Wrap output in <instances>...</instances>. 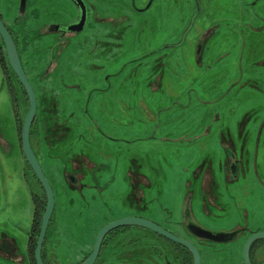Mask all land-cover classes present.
<instances>
[{"label": "rangeland", "instance_id": "1", "mask_svg": "<svg viewBox=\"0 0 264 264\" xmlns=\"http://www.w3.org/2000/svg\"><path fill=\"white\" fill-rule=\"evenodd\" d=\"M100 28L39 39L53 47H17L37 101L30 144L55 199L46 257L79 263L100 227L92 217L96 207L105 217L114 211L110 220L125 209L169 231L182 224L185 206L209 231L264 228V0H156L147 12ZM200 40L204 51L222 49L211 53L218 78L213 69L202 76L196 62L171 49L189 50ZM153 67L162 79L157 90L146 80ZM18 103L15 111L0 70V238L14 237L26 253L32 198L41 189L20 149L27 108L19 97ZM53 123L66 127L63 140L50 131ZM227 153L239 161L236 180L222 176L221 159L226 169L233 162ZM76 154L96 165L81 193L63 173ZM234 244L229 256L221 251L231 264L239 261ZM0 264L27 261L0 257Z\"/></svg>", "mask_w": 264, "mask_h": 264}, {"label": "flooded vegetation", "instance_id": "2", "mask_svg": "<svg viewBox=\"0 0 264 264\" xmlns=\"http://www.w3.org/2000/svg\"><path fill=\"white\" fill-rule=\"evenodd\" d=\"M155 2L156 0H77V1L76 0H0V22L3 24L4 28L11 36L16 49L17 47H23V49L25 47L24 51H26V47H53L54 44L52 43L51 44L47 43L45 45H42V40L39 39L45 35H52V37L53 38L55 37V39L57 37L60 39L64 37L70 38L80 34L94 35L95 33L99 32V30L103 29L100 28L101 26H103V24L114 23V21L117 24L123 22L125 23L126 21H128V19L132 14L133 15L142 14L150 10V8L155 4ZM83 16H84V20H82ZM81 20L83 21V25L80 30L79 24ZM69 28H72L73 30L68 31ZM31 38L33 39L32 41ZM34 38L35 39L38 38V40L34 42ZM203 40H200L199 42L197 41L195 47L193 48L189 47V50H186V48L175 50L176 48L174 49L173 47H171V49H173V53L181 54L183 60L184 58H186L188 60L187 62L189 63L196 62L197 66L202 68V71L200 73L202 76L210 75L208 73L213 69V72L211 73L214 74L216 78H218L221 72L217 70L216 68L217 64L215 65L212 63L211 53L212 54H216V52L219 53L222 51V49H215L214 47L213 48L208 47L207 51H204V45H201V42H203ZM17 52L22 65V60L18 49ZM224 55L222 53L217 58H214L215 63L219 59H221ZM2 66L8 68V70L6 72L5 70L3 71ZM157 66H160V64H158ZM153 68H154L153 72L150 69L148 70V73L146 75V80L148 81L150 80L151 82L149 86L151 88L154 87V89L157 90L158 88H160L162 84V79L160 77V74L154 75L155 72L159 71L158 68L157 67H153ZM0 70L4 79L6 90L8 91L9 97L11 98V101L13 103V108L15 109V111L19 109L18 97L21 102L22 100H24V103L27 104L26 110H28V100L26 103L25 98L22 96L19 90V87H21V85L19 84L17 78L15 77V75L13 74V72L11 71L8 65L4 50V44L1 38H0ZM153 83H157L159 85L158 86L152 85ZM14 96L16 98V102H13ZM36 114H37V109H36ZM38 120L39 119L35 115L33 124L31 125L30 128V132H31L30 136L33 134L34 132L33 129L39 122ZM48 130H49L48 128L45 129L43 128L41 133V143L47 144L46 136ZM51 130H54L55 134L59 136L58 141L63 140L66 137L65 134L67 133L66 131L67 129L64 125H57L53 123L50 131ZM20 132H21V128H20ZM20 132H19V142L21 149ZM221 142L224 148L229 151V147H226L225 139H223ZM2 143L4 146L7 147L9 146L5 141H3ZM226 156L231 158L230 160L233 162L230 165L229 169H226L225 165L228 164L227 159L225 157L221 159L223 163V169L225 170V172L222 171V176L228 180L229 179L236 180L239 161L235 159V156L232 153L231 154L227 153ZM84 160L86 161V163L84 162ZM70 162L72 168L66 171L63 170L65 179L70 183V188L76 189L81 193L82 188L86 186V185L85 186L82 185V179L86 176V174L91 175L94 171L92 167L96 165L93 164L91 161H89L86 157L78 154L73 155ZM31 174L33 177L34 175L32 171ZM208 178H209V174L205 175V181ZM33 179L37 182L39 188L41 189V195L39 196V198L42 200V202L45 200V205H46V198L44 192L41 186L39 185L38 181L36 180V178L33 177ZM228 180H226L227 183H229ZM234 180L233 182H235ZM206 183L208 184L209 187L214 185L212 181L211 173H210V179H208ZM97 190L99 192L98 193L99 196L102 197L101 190H99L98 188ZM136 193L137 192H135V189L133 187L132 195L135 201H136ZM213 200L214 199H212V201ZM134 208L135 205L132 211L134 210ZM100 210L101 208L98 209L97 207L93 210L92 217L95 219L94 220L96 222L95 224L98 225V221L100 220V227L98 228V230H96L94 236L98 234L102 228L117 220L126 219V218H135V219L138 218L142 220L141 215H135V214L126 215L128 211L125 209H122L120 211V214L119 213L116 214L117 219L110 220L109 217L115 216L114 211H112V213L110 214L109 210H107V216L105 217L104 214L100 212ZM140 210L142 209H138L139 214H140ZM187 212H188V208H186L185 206L184 217H183L184 220L182 224L173 225L170 231L167 229L164 230L171 233L172 235L180 237L181 239H183L188 243H191L198 250V252L200 251L199 252L200 264H231V262L227 259L226 255L224 253H221V251L228 250L227 256L232 254L231 249L233 245H235L234 242H236L237 244L236 252L237 249L240 248L238 252L239 261H235V264H246L243 259V253H242L243 246L253 235H256L258 233H264V228H260V227L249 228L246 225H240L239 227L234 228L231 231L230 230L222 231L220 233L209 231L207 229H203L200 226H198L193 221V219H190ZM121 214L123 217L122 216L118 217ZM147 221L153 223L157 227H160V225L157 224L156 222H153L151 220H147ZM50 225H51V218L47 230L50 228ZM191 226L201 228L204 231L211 234L224 233L226 234V236L217 238L216 240L209 236L200 239L194 235L193 231L190 229ZM31 229H32V223H31V228L28 232L26 253L24 251L21 252L20 248L18 247V243L14 237H10L9 235H6L0 238V257H2L3 259L10 260L11 262L24 263L25 261H27V264H35L34 252H33V256H31L30 250L32 247L31 245L32 243H34L36 247V241L38 235L35 238V240L31 241L30 239ZM39 229H40V223H39ZM47 230L42 244L41 258L44 264H52L51 262L52 260L48 258V256L46 257L45 255L44 247L47 240ZM189 239L195 241V243L191 242ZM197 245L200 246V250ZM93 247L92 245L90 246V250L88 254L83 256L80 259L79 263L77 264L83 262L91 254ZM258 257H259V261H257ZM248 260L250 264H264V239H256L250 242L248 247ZM192 263H193L192 255L182 246L170 242L169 240L147 229L136 226H122L106 233L102 238V240L100 241L97 251V256L93 262V264H192Z\"/></svg>", "mask_w": 264, "mask_h": 264}, {"label": "water", "instance_id": "3", "mask_svg": "<svg viewBox=\"0 0 264 264\" xmlns=\"http://www.w3.org/2000/svg\"><path fill=\"white\" fill-rule=\"evenodd\" d=\"M82 20H84V16L82 17ZM82 20L79 24L80 30L83 25ZM71 30L73 29L72 28L68 29V31H71ZM0 38L2 39L3 44H4V50H5L8 65L11 71L13 72V74L15 75V77L17 78L28 100V110L24 116V120L21 126V132H20L21 152H22V155L27 165L32 171L34 177L36 178L39 185L41 186L44 192L45 198H46V205H45L44 212L41 218L39 234L37 237L36 247L34 251L35 264H44L41 258V249H42V244H43L44 237L46 234V230H47V227H48V224H49V221H50L53 209H54L55 199H54L53 190L48 180L46 179L42 171L41 165L30 144V128H31V125L33 124V120L35 118L36 109H37L36 96L34 93V89L32 85L30 84V82L28 81L25 75V72L22 68L19 55L14 45V42L1 22H0ZM122 226L141 227L153 233H156L160 235L161 237L169 240L170 242L176 243L182 246L184 249H186L192 255V258H193L192 264H200V254L198 250L191 243L184 241L178 236L172 235L171 233L167 232L163 228L157 227L156 225H154L153 223L147 220H143V219L141 220L138 218L136 219L126 218V219L117 220L105 226L104 228H102L97 234L95 244H94L91 254L80 264H93L97 256V251H98L100 241L102 240L104 235L108 233L109 231L122 227ZM190 229L193 231L194 235L200 239L203 237L209 236L216 240L217 238L226 236V234L224 233L211 234L195 226H191ZM256 239H264V233H258L256 235H253L252 237L249 238V240L243 246L242 253H243V259L246 264H250L248 260L249 244L251 241L256 240Z\"/></svg>", "mask_w": 264, "mask_h": 264}, {"label": "trees", "instance_id": "4", "mask_svg": "<svg viewBox=\"0 0 264 264\" xmlns=\"http://www.w3.org/2000/svg\"><path fill=\"white\" fill-rule=\"evenodd\" d=\"M4 66V65H3ZM2 66V67H3ZM5 70V72L8 70V68L6 67H3V71ZM4 72V73H5ZM18 83V82H17ZM9 85V83H8ZM19 90L22 94V96L25 98V102L27 103V99H26V96H25V93L23 92L22 88L19 87ZM13 102H16V98L15 96L13 97ZM26 108H27V104H26ZM18 124V123H17ZM20 124V126H19ZM18 124V129H19V132H20V128H21V123ZM31 134V132H30ZM34 177V176H33ZM33 205H34V210H33V217H32V229H31V241L32 240H35V238L37 237L38 235V231H39V223H40V220H41V217H42V214H43V211H44V207H45V200L42 202V200L39 198L38 195H34L33 194ZM45 199V198H44ZM30 241V242H31ZM32 247H31V250H30V254L31 256H33V252H34V248H35V244L32 243L31 244Z\"/></svg>", "mask_w": 264, "mask_h": 264}]
</instances>
